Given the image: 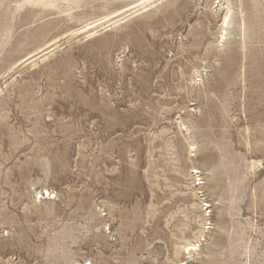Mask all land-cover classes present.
<instances>
[{"label": "rangeland", "instance_id": "obj_1", "mask_svg": "<svg viewBox=\"0 0 264 264\" xmlns=\"http://www.w3.org/2000/svg\"><path fill=\"white\" fill-rule=\"evenodd\" d=\"M0 264H264V0H0Z\"/></svg>", "mask_w": 264, "mask_h": 264}, {"label": "bare ground", "instance_id": "obj_2", "mask_svg": "<svg viewBox=\"0 0 264 264\" xmlns=\"http://www.w3.org/2000/svg\"><path fill=\"white\" fill-rule=\"evenodd\" d=\"M196 245H197V244H190V243H189L188 245L186 244V247H185V248H187V249H189V250H192V249H194V247H196ZM185 248H184V249H185ZM188 252H189V251H188Z\"/></svg>", "mask_w": 264, "mask_h": 264}]
</instances>
